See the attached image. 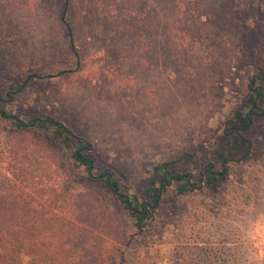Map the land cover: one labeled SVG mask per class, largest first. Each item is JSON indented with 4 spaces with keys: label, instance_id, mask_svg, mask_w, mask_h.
Here are the masks:
<instances>
[{
    "label": "rangeland",
    "instance_id": "374dc122",
    "mask_svg": "<svg viewBox=\"0 0 264 264\" xmlns=\"http://www.w3.org/2000/svg\"><path fill=\"white\" fill-rule=\"evenodd\" d=\"M238 1L252 3L248 21L253 26L244 22L231 38L216 42L227 49L218 53L222 59L235 56L232 48L241 42L264 50V0ZM63 3L0 0V86L31 73L55 76L71 69L60 21ZM146 11L145 0H70L66 18L80 53L77 70L35 79L4 105L23 119L49 115L85 137L97 164L111 166L128 192L143 187L155 165L186 153L193 155L188 170L199 175L203 159H213L228 140L222 124L247 78L243 63L227 68L221 62L218 73L190 72L198 61L189 59L170 65L163 38L149 36ZM216 56L208 53L207 61ZM249 136L252 154L231 164L226 182L185 196L170 194L143 233L44 136L15 133L1 120L0 172L11 178L22 174L20 181L41 204L54 197L49 215L72 222L78 232L65 241L78 253L75 264H264V132L259 124Z\"/></svg>",
    "mask_w": 264,
    "mask_h": 264
},
{
    "label": "trees",
    "instance_id": "16d2710c",
    "mask_svg": "<svg viewBox=\"0 0 264 264\" xmlns=\"http://www.w3.org/2000/svg\"><path fill=\"white\" fill-rule=\"evenodd\" d=\"M243 3L241 5L238 0H145L149 36L154 40L163 38L160 45L170 65L189 59L198 61L188 67L190 72L218 73L223 66L221 62H226L227 68L241 63L246 68L242 95L221 128L222 135L228 140L213 159H203L202 170L196 177L187 168L193 155L186 153L176 160L155 165L147 183L128 192L111 166L97 164L92 143L63 122L46 114L23 119L4 109V105L26 91L35 79L62 76L77 70L80 53L66 18L70 0H64L60 21L67 35L69 61L72 60L68 62L73 69H64L55 76L31 73L18 82L0 86V120L11 125L15 133L44 136L65 155L72 167L83 171L87 181L100 185L133 221L137 232L143 233L159 216L161 206L170 194L185 196L200 186L212 188L226 182L231 164L243 162L252 154L251 131L259 124L264 132V50L257 43L246 41L232 48L236 51L235 56L218 57V53L227 49L220 48L216 42L231 38L244 22L250 25L248 18L254 8L252 3ZM208 14L213 25L209 23ZM159 29L163 31L160 36ZM199 32L203 38L197 41ZM210 52L217 53L216 60L207 61ZM23 158L27 160L25 156ZM21 176L17 173L11 178L0 172V264H75L73 260L78 253L65 243L69 235L78 233L74 225L55 213L49 215L54 197L49 196L41 204L36 193L22 184ZM41 177L45 178L42 174ZM85 247L83 244L81 248Z\"/></svg>",
    "mask_w": 264,
    "mask_h": 264
}]
</instances>
